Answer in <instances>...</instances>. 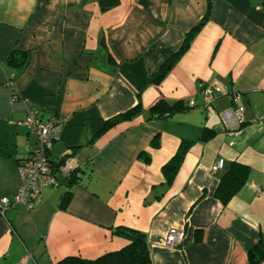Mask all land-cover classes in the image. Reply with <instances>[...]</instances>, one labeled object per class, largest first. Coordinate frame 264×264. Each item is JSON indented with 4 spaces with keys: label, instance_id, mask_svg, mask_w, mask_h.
Instances as JSON below:
<instances>
[{
    "label": "crops",
    "instance_id": "obj_1",
    "mask_svg": "<svg viewBox=\"0 0 264 264\" xmlns=\"http://www.w3.org/2000/svg\"><path fill=\"white\" fill-rule=\"evenodd\" d=\"M208 4L188 49L148 83ZM22 53L24 64H8ZM204 86L221 91L207 106ZM138 98L137 116L89 143ZM234 98L242 121L228 125ZM189 99L188 110L147 118L157 100ZM30 107L64 119L48 155L72 159L79 176H59L32 208H5L0 264L95 259L127 245L118 226L146 235L150 264H250V251L264 253V0H119L107 10L98 0H0V198L19 190L17 162L38 147L22 124ZM182 140L192 143L166 185L161 167ZM234 163L245 178L223 203L215 192ZM170 228L184 233L176 247L164 245Z\"/></svg>",
    "mask_w": 264,
    "mask_h": 264
},
{
    "label": "trees",
    "instance_id": "obj_2",
    "mask_svg": "<svg viewBox=\"0 0 264 264\" xmlns=\"http://www.w3.org/2000/svg\"><path fill=\"white\" fill-rule=\"evenodd\" d=\"M98 2L102 10H107L111 7L116 6L119 0H98ZM209 5L210 4H208V8L204 17L197 24H195L190 29V31L185 34L180 48L160 64L155 73L151 77H149L148 83L159 84L171 70L174 64L180 59L181 55L188 49L192 38L207 19ZM26 57L27 56L25 53H22L17 57L12 56L8 59V64L12 66H21L25 63ZM189 108L190 107H188L186 105V102L184 101L170 103L165 100H157L149 108L147 118L148 120L166 118L177 111H184L188 110ZM141 111L142 106L138 98L136 103L132 107L104 120L100 128L90 138L89 143H92L97 137L102 135L104 132H106L116 124L133 119ZM208 137L209 134L207 132V128H204V131L201 135V140H206ZM191 143V141L182 140L174 155L162 165L161 173L164 177L166 185L172 183L183 161L184 155L190 147ZM153 144L156 145L155 142ZM20 160H18L17 163H19ZM245 172L246 168L244 166L234 163L232 164V168L230 170L223 173L215 192L217 198L220 201L226 203L230 196L234 194L237 187H239L243 183ZM68 181L69 183L74 182L76 181V177L72 176ZM113 233L128 241L127 245L121 249L105 253L95 259L87 260L70 256L63 258L57 264H150L148 243L146 235L143 232L127 227L118 226L114 229ZM259 248L261 252L264 251V244H262L261 241ZM262 254L264 253L257 254L256 252L250 251V264H257L262 259V257H264V255Z\"/></svg>",
    "mask_w": 264,
    "mask_h": 264
},
{
    "label": "built area",
    "instance_id": "obj_3",
    "mask_svg": "<svg viewBox=\"0 0 264 264\" xmlns=\"http://www.w3.org/2000/svg\"><path fill=\"white\" fill-rule=\"evenodd\" d=\"M217 86H204L200 91L203 98V105L207 106L220 93ZM234 109L222 114V119L229 125L232 118L238 122L242 121V107L237 98L233 99ZM188 107H194L193 99L186 101ZM64 119L47 116L44 118L41 111L35 107L27 109L25 118L22 120L23 126L33 134L38 142V147L30 151L18 163V171L22 184L11 197L0 198V214L5 208L23 204L27 208H32L41 199V192L45 187L57 188L59 186V176L71 178L79 176L76 163L70 158L56 159L48 155L49 148L58 139L60 128ZM222 167V160H218L211 168L216 172ZM184 237L181 229L170 228L165 235L164 245L166 247H176L180 245Z\"/></svg>",
    "mask_w": 264,
    "mask_h": 264
}]
</instances>
